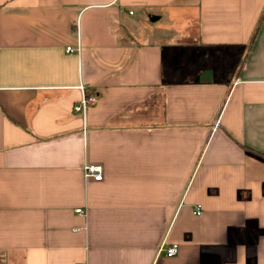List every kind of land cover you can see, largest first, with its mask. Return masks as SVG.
<instances>
[{"label": "crops", "instance_id": "0c3cea01", "mask_svg": "<svg viewBox=\"0 0 264 264\" xmlns=\"http://www.w3.org/2000/svg\"><path fill=\"white\" fill-rule=\"evenodd\" d=\"M0 256L264 264V0H0Z\"/></svg>", "mask_w": 264, "mask_h": 264}, {"label": "built area", "instance_id": "2783aa9c", "mask_svg": "<svg viewBox=\"0 0 264 264\" xmlns=\"http://www.w3.org/2000/svg\"><path fill=\"white\" fill-rule=\"evenodd\" d=\"M130 13H132V12L130 11ZM78 50H79V43L78 42H77L76 47H72V46L66 47L67 53H74ZM80 90H81V98L79 99V101L77 103L74 104L73 111L77 114H80L82 117H85L88 109L96 103L98 96L96 93L87 94L85 92L83 86H80ZM83 172H84L85 178L92 177L96 181H100L103 177L101 165L85 164L83 167ZM75 211L77 213H83L80 208L76 209ZM194 213L196 215H200L201 214V208L196 207V209L194 210ZM178 249H179L178 244L173 243V244L169 245L168 247L164 248L165 255L167 257L175 256L178 253ZM161 250H163V249H159V251H161Z\"/></svg>", "mask_w": 264, "mask_h": 264}, {"label": "rangeland", "instance_id": "374dc122", "mask_svg": "<svg viewBox=\"0 0 264 264\" xmlns=\"http://www.w3.org/2000/svg\"><path fill=\"white\" fill-rule=\"evenodd\" d=\"M195 31H196V27H195V22L193 21V22H191L190 26H188L186 28V33H187V35L191 36Z\"/></svg>", "mask_w": 264, "mask_h": 264}, {"label": "trees", "instance_id": "16d2710c", "mask_svg": "<svg viewBox=\"0 0 264 264\" xmlns=\"http://www.w3.org/2000/svg\"><path fill=\"white\" fill-rule=\"evenodd\" d=\"M0 264H4V260L1 256H0Z\"/></svg>", "mask_w": 264, "mask_h": 264}, {"label": "water", "instance_id": "95a60500", "mask_svg": "<svg viewBox=\"0 0 264 264\" xmlns=\"http://www.w3.org/2000/svg\"><path fill=\"white\" fill-rule=\"evenodd\" d=\"M158 17H155V16H153V17H151L150 19L151 20H156Z\"/></svg>", "mask_w": 264, "mask_h": 264}]
</instances>
